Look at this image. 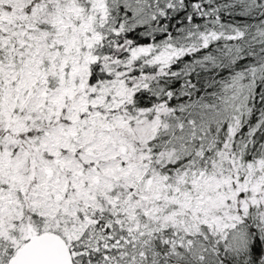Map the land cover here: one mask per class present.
<instances>
[{
  "label": "snow or ice",
  "instance_id": "snow-or-ice-1",
  "mask_svg": "<svg viewBox=\"0 0 264 264\" xmlns=\"http://www.w3.org/2000/svg\"><path fill=\"white\" fill-rule=\"evenodd\" d=\"M0 264H264V0H0Z\"/></svg>",
  "mask_w": 264,
  "mask_h": 264
}]
</instances>
